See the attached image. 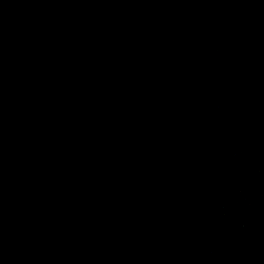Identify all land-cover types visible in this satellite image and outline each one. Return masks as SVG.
<instances>
[{
  "label": "water",
  "instance_id": "1",
  "mask_svg": "<svg viewBox=\"0 0 264 264\" xmlns=\"http://www.w3.org/2000/svg\"><path fill=\"white\" fill-rule=\"evenodd\" d=\"M0 264H264V0H0Z\"/></svg>",
  "mask_w": 264,
  "mask_h": 264
}]
</instances>
